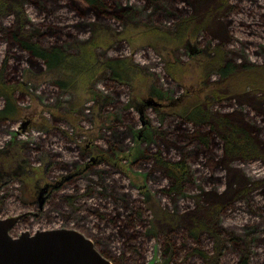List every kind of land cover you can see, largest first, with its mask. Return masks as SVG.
I'll return each instance as SVG.
<instances>
[{
  "label": "rangeland",
  "instance_id": "rangeland-1",
  "mask_svg": "<svg viewBox=\"0 0 264 264\" xmlns=\"http://www.w3.org/2000/svg\"><path fill=\"white\" fill-rule=\"evenodd\" d=\"M23 1L20 17L37 28V40L69 57L51 70L12 41L19 16L0 12V76L15 88L18 109L0 119V219L18 218L12 236L75 229L112 264H205L192 253L214 243L206 233L192 236L191 217L203 214L202 204L225 201L216 226L232 240L222 264L245 257L264 264V159H228L214 133L212 147L197 150L207 153L187 160L181 196L152 168L153 153L179 160L191 151L187 136L196 127L178 117L176 105L198 95L238 122L241 114L264 147V88L248 87L264 85L257 68L264 67V0H110L130 11L127 20L84 17L70 0ZM185 20L192 24L184 36ZM214 57L219 63L207 68ZM113 59L122 61L117 69L127 84L106 78ZM226 63L232 71L224 78L216 69ZM212 82L221 95L214 99ZM5 105L0 96V110ZM156 130L177 135L164 147ZM38 183L55 189L42 211L32 205ZM62 195H75L76 206L53 207ZM161 210L170 215L158 217Z\"/></svg>",
  "mask_w": 264,
  "mask_h": 264
},
{
  "label": "trees",
  "instance_id": "trees-1",
  "mask_svg": "<svg viewBox=\"0 0 264 264\" xmlns=\"http://www.w3.org/2000/svg\"><path fill=\"white\" fill-rule=\"evenodd\" d=\"M70 2L74 3L75 7L79 11H81L84 17L87 16L89 12H94L102 18H110L112 16L113 18L121 17L127 20L130 14V11L128 9L118 8V4L112 3L110 2V0H70ZM24 5L25 1L23 0H0V12L2 14L8 11H13L16 15L19 16L14 30H10L9 32L12 37V41L17 44L21 50L28 52L34 58L42 60L44 64L47 65V67H49L51 70H54L55 68L61 66V64L68 59L69 55L64 53L61 47H58L57 45L49 47L48 45L43 44L42 42L37 40V33L39 32L37 28H35L33 24L27 19H23L20 17L22 14H24ZM191 24L192 22L189 25L187 23V20L182 22L179 25V34H184L185 36V34L190 31ZM177 38L182 40V37L180 35H178ZM108 63H113V66L109 67L111 74L106 78L113 82H118L119 84H127L128 82L123 79L122 74L117 69L118 66L121 68L123 67L122 61L113 59L109 60ZM217 63H219V60L214 57L209 63H207L206 67L209 68L211 66H215ZM257 68L261 71V73L258 75V78L262 79L264 67L260 66ZM216 71H220V73L225 76L224 78H227L229 77L228 75L232 71V69L229 67V63H226L225 66H222V64H220ZM248 72L255 73L254 67H251ZM209 76L210 72L207 75V79ZM3 80L4 78L0 76V96L3 97L6 101L5 107L0 110V119H9L10 117L14 116L18 110L16 100L13 95V90L15 88L12 87V85L5 84ZM261 81L259 82V84L261 83ZM218 83L219 82L211 83L213 87L210 89V99H214L215 96H221L218 95ZM248 87H251V89L254 90L253 88H264V85H258V83L256 82L249 84ZM239 89L242 90V94H247V91L243 90L244 87L240 88L239 86ZM193 94L194 93H191L190 96H193ZM194 99L195 101H187L186 104L184 103V101H182V99H179L178 104L181 101L182 103L180 105H176L178 117L186 122L192 123L196 127V129H194L190 133V135L187 136L188 146L191 147V151H186V157L183 156V159L179 160H174L171 158L169 159L166 156L163 157V154H159V152L153 153L154 161L152 168H154L155 171H160L161 174L165 176L167 180H169V187L167 190L170 193L179 196L184 194V185L190 174V168L187 160H193V158H195L197 155L204 154L203 152L205 151L199 150L197 152V150L200 147H210V136L214 133L218 134V136L223 139L222 141L224 153L228 159L250 158L252 160L253 157L264 159V147L260 144V142L255 140V138L247 129L244 128V121L240 120L243 118L241 114L237 115V118L241 123L240 124L234 114H220L217 110H215L213 108V102L211 100H203L199 98V95ZM109 100V96L103 98L104 109H106L105 107L107 106ZM204 126H207L209 128L208 132H203L201 128ZM156 135L160 137L162 145L165 147L169 142V138L173 137L174 139L177 134L176 130L170 132L166 130L164 133L162 131L156 130L155 136ZM176 139L173 143V147L175 149L178 148V142L176 141ZM110 143L111 149L116 150V148L119 146V144H117V142H114L113 139ZM211 161L210 164H212ZM256 187L258 186L255 185L254 188ZM247 191L250 192V189H248ZM82 196H85V194ZM111 198L118 200L117 202H121V200L115 195H112ZM75 199V195H62L61 202H54L52 206L59 208L64 201L68 202V205L70 206H76L74 203ZM225 203L226 202L224 201L218 204H205L206 206L202 204L200 205V208L203 211V214H198L191 217V225H193V227L191 228L192 236L196 238L200 233H206L210 235L214 243L212 244L213 246L211 247V249H194L192 253L193 255H199L205 264H222V256L224 254L225 248L228 242L232 240V238H225L219 227L216 226L217 216L220 210L224 208ZM84 206L86 205L82 204V207ZM43 214L46 213L44 212L42 213V215ZM61 215L64 217L63 213ZM169 215V213L161 210L158 217H167ZM174 218L176 219V217ZM153 232V230H149V234ZM168 247L171 248L170 241H168ZM238 251L240 252V248L238 249ZM248 262V259L245 257V259L240 264H248Z\"/></svg>",
  "mask_w": 264,
  "mask_h": 264
},
{
  "label": "water",
  "instance_id": "water-1",
  "mask_svg": "<svg viewBox=\"0 0 264 264\" xmlns=\"http://www.w3.org/2000/svg\"><path fill=\"white\" fill-rule=\"evenodd\" d=\"M46 190L42 188L41 195ZM17 221L16 217L0 219V264H112L75 229L25 231L14 237L11 230Z\"/></svg>",
  "mask_w": 264,
  "mask_h": 264
},
{
  "label": "flooded vegetation",
  "instance_id": "flooded-vegetation-1",
  "mask_svg": "<svg viewBox=\"0 0 264 264\" xmlns=\"http://www.w3.org/2000/svg\"><path fill=\"white\" fill-rule=\"evenodd\" d=\"M158 107H162V105H158ZM47 185H50L49 183H45L44 184V186L43 187H40V185H39V183H38V185L36 184V186H35V193H36V196H35V198H37L38 197V200H34L33 202H32V205H36L37 204V202H39V207L41 208H39V210L40 211H42L43 209V207L47 204V202H48V200H49V198H50V196H51V194L55 191V189L54 188H51V186H47ZM46 186V191H45V193L43 194V195H41V190H42V188H44ZM54 189V190H53ZM41 201H43V203H41ZM39 214H41V212H38L36 215H39ZM24 218V217H23ZM22 218V219H23Z\"/></svg>",
  "mask_w": 264,
  "mask_h": 264
},
{
  "label": "bare ground",
  "instance_id": "bare-ground-1",
  "mask_svg": "<svg viewBox=\"0 0 264 264\" xmlns=\"http://www.w3.org/2000/svg\"><path fill=\"white\" fill-rule=\"evenodd\" d=\"M48 186V185H47ZM50 186V185H49Z\"/></svg>",
  "mask_w": 264,
  "mask_h": 264
}]
</instances>
